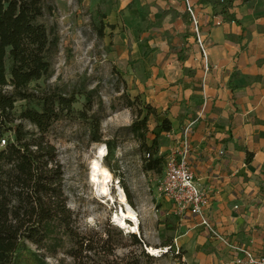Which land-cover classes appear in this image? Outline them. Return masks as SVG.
I'll use <instances>...</instances> for the list:
<instances>
[{
    "label": "crops",
    "instance_id": "1",
    "mask_svg": "<svg viewBox=\"0 0 264 264\" xmlns=\"http://www.w3.org/2000/svg\"><path fill=\"white\" fill-rule=\"evenodd\" d=\"M114 1L118 10L110 13V24L122 13L134 33L147 35L138 56L147 70L145 99L172 122L164 153L194 122L191 168L210 193L208 221L225 239L185 213L177 221L173 248L181 249L183 264H235L238 253L229 244L262 254L264 0H230L227 13L220 0H189L208 50L207 72L186 0Z\"/></svg>",
    "mask_w": 264,
    "mask_h": 264
},
{
    "label": "rangeland",
    "instance_id": "2",
    "mask_svg": "<svg viewBox=\"0 0 264 264\" xmlns=\"http://www.w3.org/2000/svg\"><path fill=\"white\" fill-rule=\"evenodd\" d=\"M43 3L45 12L41 21L55 32L58 46L50 57V76L41 79L37 85L54 88L61 93H77L78 102L74 105L77 110L84 109V94L92 92L94 111L89 113H98L101 118L103 141L114 139L117 144L115 156L106 159V155L103 160L114 176L111 191L116 200L110 201L98 193L91 179V161L98 149L106 144L92 142L88 124L78 118L59 120L51 132L63 165L68 207L74 213L77 226L87 238L95 239L100 235L109 239L105 246L102 242L99 249L85 252L89 263L138 258L141 264H183L182 251L176 250L178 247L163 251L160 256L152 255L146 248H164V243L176 235V224L180 218L173 203L160 190L163 171L144 169L147 157L141 150L140 141L129 131V126L147 102V84L144 83L147 70L144 71L143 57L138 58L147 35L134 33L129 24L130 17L123 18L122 13L117 14L120 18H117L115 28L109 26L113 25L110 24L113 21L110 13L118 10V3L114 0L104 3L97 0H43ZM102 23L105 29L101 35L99 28ZM176 50L177 47L172 53L175 54ZM202 59L207 72L210 67L206 70L203 55ZM26 106L28 103L25 100L17 102L16 123L22 122L33 128L28 121L18 119ZM162 119L160 115L151 116L147 134L148 144L158 135L160 151L168 144L167 132L160 125ZM3 137L11 139L12 132H6ZM119 187L125 191L128 203L138 215L140 227L137 232L121 228L113 218L121 208L117 198ZM130 233L142 238L143 245L135 244ZM111 249L113 255L109 254ZM143 250L153 257L145 256ZM47 259L52 264L75 263L65 251Z\"/></svg>",
    "mask_w": 264,
    "mask_h": 264
},
{
    "label": "trees",
    "instance_id": "3",
    "mask_svg": "<svg viewBox=\"0 0 264 264\" xmlns=\"http://www.w3.org/2000/svg\"><path fill=\"white\" fill-rule=\"evenodd\" d=\"M229 1L222 3L224 13ZM44 12L43 0H0V264H52L47 258L61 251L72 256L74 264H90L85 252L99 249L102 242L105 246L109 239L100 235L87 238L77 226L68 207L63 165L51 132L59 120L78 118L88 124L92 142L106 144V159L115 156L117 144L114 139L103 141L101 118L98 113H89L94 111L92 92L84 94V109L77 110V93H61L37 85L50 76V57L58 46L55 32L41 21ZM104 29L102 23L101 35ZM20 100L28 106L18 119L28 121L33 128L16 123L14 114ZM158 115L157 109L145 102L129 131L140 141L147 157L144 169L161 173L165 156L160 153L158 135L147 143L148 122L151 116ZM160 125L165 132L172 129L167 116ZM6 132H12L11 139L3 137ZM126 190L131 199L127 187ZM130 237L135 244L143 245L136 233H130ZM164 244L172 246L173 239ZM143 252L148 258L153 257ZM109 254L113 255V249ZM91 264L141 262L138 258H121Z\"/></svg>",
    "mask_w": 264,
    "mask_h": 264
},
{
    "label": "built area",
    "instance_id": "4",
    "mask_svg": "<svg viewBox=\"0 0 264 264\" xmlns=\"http://www.w3.org/2000/svg\"><path fill=\"white\" fill-rule=\"evenodd\" d=\"M220 2L223 3L224 0H220ZM186 7L192 20L196 42L200 47L201 54L206 59V70H208V55L201 34L200 19L198 18L195 6L191 1L186 0ZM193 124L194 122L188 123L181 132V138L178 144L173 145L167 153L163 154L165 156L164 175L161 181L160 190L163 195L173 203V208L178 215L181 216L185 213H190L193 216H197L200 219L201 224L210 228L215 235H218L225 240L212 229L208 221L206 209L210 203V193L198 181L191 168L190 155L192 144L190 141V135ZM171 136V133H167V137ZM4 143L5 141L3 140L2 146ZM222 153L223 152H221V154ZM229 245L238 253V256L234 259L235 264H264V252L260 255H256L253 251L243 246ZM170 249H174L173 245L164 246L163 251L165 253L170 251ZM179 249L180 248L178 247L176 250Z\"/></svg>",
    "mask_w": 264,
    "mask_h": 264
},
{
    "label": "bare ground",
    "instance_id": "5",
    "mask_svg": "<svg viewBox=\"0 0 264 264\" xmlns=\"http://www.w3.org/2000/svg\"><path fill=\"white\" fill-rule=\"evenodd\" d=\"M108 150L105 145L98 149L95 158L91 161V179L95 182L98 193L108 198L110 201L116 200L112 191L111 184L114 182L113 173L108 167L103 164V160L107 155ZM119 194L117 198L121 202V208L113 216L118 226L126 228L128 231L137 232L139 231V219L137 213L134 211L132 206L127 201V195L125 191L119 187ZM149 253L152 255L160 256L163 248H154L147 246Z\"/></svg>",
    "mask_w": 264,
    "mask_h": 264
}]
</instances>
